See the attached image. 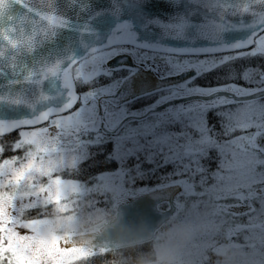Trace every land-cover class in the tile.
<instances>
[{"label":"snow or ice","instance_id":"snow-or-ice-1","mask_svg":"<svg viewBox=\"0 0 264 264\" xmlns=\"http://www.w3.org/2000/svg\"><path fill=\"white\" fill-rule=\"evenodd\" d=\"M121 2L130 0H112L107 11L116 21L97 42L87 19L73 24L69 15L88 0H0V113L30 112L0 115V264H37L42 247L67 250L34 227L39 217L22 212L59 202L69 190H87L98 201L109 190L112 197L148 192L169 210L204 206L229 236L264 228V0H173L186 8L167 18L141 11L136 20L119 18ZM229 30L237 33L231 39ZM121 54L133 62L108 63ZM142 69L156 74L155 86L136 85ZM216 69H223L217 83L195 82ZM209 112L218 121L210 123ZM109 141L106 159L117 167L80 177L91 148ZM212 150L218 161L209 170L202 161ZM141 154L152 169L140 167ZM129 157L137 163L126 166ZM167 164L173 167L155 184H136ZM21 185L29 191L14 190ZM20 195L32 199L18 213ZM237 215L247 222L233 224Z\"/></svg>","mask_w":264,"mask_h":264},{"label":"clouds","instance_id":"clouds-1","mask_svg":"<svg viewBox=\"0 0 264 264\" xmlns=\"http://www.w3.org/2000/svg\"><path fill=\"white\" fill-rule=\"evenodd\" d=\"M50 225L60 234L103 233L111 241L109 264H191L184 249L203 224L180 214L155 222L143 217L128 218L117 204L87 209L83 204L67 211L49 209ZM215 264H264L257 253L225 237L212 248ZM68 264H73L69 261Z\"/></svg>","mask_w":264,"mask_h":264},{"label":"water","instance_id":"water-1","mask_svg":"<svg viewBox=\"0 0 264 264\" xmlns=\"http://www.w3.org/2000/svg\"><path fill=\"white\" fill-rule=\"evenodd\" d=\"M89 7L84 9H78L77 6H73L70 10L69 15L72 17V23H82L84 20H88L89 24L96 29L98 33L97 42H101L107 35L108 30L116 21V17L108 9L112 8V0H88ZM120 19L131 18L136 20L141 11H144L146 15H159L162 18H167L169 15L176 11L184 10L186 6L184 4H174L173 0H130L128 4L121 2ZM104 9L103 12H98L96 16H91L92 10ZM247 15L245 19H247ZM74 32V30H73ZM237 33L229 30L224 33L227 39H231ZM88 37V33L84 34ZM119 60L118 57H114L108 61L109 64H115ZM128 63V62H127ZM131 64V63H129ZM191 75V72L183 73L180 77H170L169 79H182L184 76ZM137 86L140 84H146L148 87L155 86L157 83L156 74L141 70L135 79ZM47 90V89H46ZM56 98L51 97L48 103H55ZM4 118H19L22 116L30 115L29 109L26 106H20L19 108L0 113ZM169 191L165 189L164 192ZM159 195V194H157ZM166 200L156 201L153 196L148 192H143L131 197H128L125 201L118 203L125 212L128 218L135 219L140 216L149 221L155 222L161 217L169 216L173 214L175 208L169 210L166 208L161 210L159 204ZM168 204V203H167ZM70 240V245L87 246L92 251L97 249H112L113 245L109 238L103 233H81L78 236L65 237L64 240Z\"/></svg>","mask_w":264,"mask_h":264},{"label":"rangeland","instance_id":"rangeland-1","mask_svg":"<svg viewBox=\"0 0 264 264\" xmlns=\"http://www.w3.org/2000/svg\"><path fill=\"white\" fill-rule=\"evenodd\" d=\"M53 156L58 159V156L56 154H53ZM136 163L137 161L135 157H129L126 161V166H131ZM116 165H117V161H116ZM140 167L142 169L153 168V165L145 160L143 154L140 155ZM172 167H173L172 164H167L164 165L163 167H158L156 169L161 174L167 172ZM143 180L144 179H137L136 184L140 185ZM25 186L26 185H21L20 188L14 190L17 191L19 194H22L25 191H29V189H27V187ZM80 192L81 194H85V195L89 194L87 190ZM27 199L31 200L32 197L31 196L23 197L22 195L18 196L17 210L20 209L19 207H21L23 203L27 202ZM120 200L121 199L119 197H112L109 190L108 207L113 204H117ZM57 210L65 211L66 209L65 206L61 207V204H59ZM67 210H69V208H67ZM177 214L190 217L194 221L203 224V227L199 228L194 233L193 238L186 245L184 249V255L191 261V264H215V258L213 254L209 253L208 251L212 250L215 243L218 240H220L223 235L215 231L217 227V223H214L212 221V218L209 215L208 210L204 206H200L199 208H193L189 206L186 210H184L183 208ZM34 227L38 228L40 233L46 237L55 236L56 238L59 239L63 235H65V234L57 233L51 227L50 217L47 219H40V223L38 225H34ZM245 234H247L248 239L242 240V241H246V243H242V241L239 240L241 246L244 248H248L250 250H255L257 253H264V232L261 230V227L253 228V230H248L246 231ZM66 249L67 250L59 251L51 247L50 248L42 247L40 249V254L37 264H68L70 259L76 256H80V260L85 257L84 255L85 253H83L82 251L80 252V254L76 255L77 252L75 251L74 248H66ZM73 264H80V263L74 262Z\"/></svg>","mask_w":264,"mask_h":264},{"label":"flooded vegetation","instance_id":"flooded-vegetation-1","mask_svg":"<svg viewBox=\"0 0 264 264\" xmlns=\"http://www.w3.org/2000/svg\"><path fill=\"white\" fill-rule=\"evenodd\" d=\"M119 58L118 61H120L122 59V57L125 59L126 63H132V57L130 55H126V54H121V55H118L116 56ZM114 58V57H113ZM116 64V63H115ZM116 74H120V73H116ZM100 82L101 83H104L107 81V77H104V76H101L100 78ZM196 82V81H195ZM155 99V95L153 96H150V97H147V98H143V99H140V100H137L135 103H133L131 106L132 107H140L141 105H144V104H147V103H150L152 100ZM209 121L210 123L211 122H216L218 121V117H215L212 112H209ZM176 127L177 129L179 128V125H176L174 126ZM216 127L219 128V124L217 123L216 124ZM16 132L15 131H12V132H9L7 135H5L4 137L8 136V135H11V134H15ZM12 135V136H14ZM12 136H9L12 137ZM7 154H10L9 152ZM217 161H218V156H217V153L215 150H212L210 152V154L203 159L202 163L205 164L209 170H212V169H215L217 167ZM114 169V168H112ZM60 171L58 170H55L53 172V175H60ZM77 173H74L73 172V175L75 176ZM65 175V178L67 177V173L64 174ZM78 175L80 176V169H79V173ZM39 179V177H38ZM147 184L148 182L145 181V179L141 182V184ZM26 187V186H25ZM138 194V193H136ZM134 194V195H136ZM133 194H124V195H121L119 196V198L121 199L119 202H122L124 200H126L128 197H131V196H134ZM87 195L85 194H81V192H75V191H71L69 190V192L64 195L61 200L59 202L57 201H49L47 203H41L38 207L36 208H32V209H26L22 212V216H24V218H29V217H39V219H47L49 218V209L55 207L56 209H58V205L61 204V207H64L65 206V211H67V208L71 209L74 205H80V204H83L84 207H87ZM29 201V199H27V202ZM190 205H185L184 207H181L179 209L175 208V211L173 214H177L180 210H182L184 208V210H186ZM168 207V204L167 203H161L160 204V208L163 210V209H166ZM20 208V207H19ZM19 211V210H18ZM232 211H235V212H243L244 211V208L243 207H240V208H236V209H230L229 210V213H231ZM232 219V223L235 224V223H246L248 218H247V215H237V216H234L231 218ZM262 220H264V216L261 217ZM259 228V227H257ZM248 230H253L252 229H248ZM246 230V231H248ZM261 230L264 232V228H261ZM215 231H217L218 233L222 234L223 236L221 237V239L227 237L229 239H231L232 241L234 242H237L240 246H241V243L239 240H243V236L245 235V232L241 231L238 235H232V236H229L228 234V228L224 225H219L217 224V227L215 229ZM72 234H65L63 235L61 238H59V240L61 241V245L64 246L65 243H66V248H74L75 251L77 252L76 255L80 254V252L82 251L83 253H85V257H89L91 255H93V251L87 247V246H80V245H70V240H64L65 237H71ZM242 243H246V241H242ZM108 249H105L104 251H106ZM101 252L100 249H97L96 251H94V254L96 253H99ZM209 253H212V250H209L208 251ZM84 257V258H85ZM69 261V260H68ZM70 261H72L73 263L74 262H77V263H80V256H76L72 259H70Z\"/></svg>","mask_w":264,"mask_h":264},{"label":"trees","instance_id":"trees-1","mask_svg":"<svg viewBox=\"0 0 264 264\" xmlns=\"http://www.w3.org/2000/svg\"><path fill=\"white\" fill-rule=\"evenodd\" d=\"M241 62L237 61V64L239 65ZM223 69H216L215 71L207 72L204 75L197 78L196 83L200 84H215L217 83V73L222 72ZM14 134L8 135L4 137L5 141H10L15 137L12 136ZM9 136H12L9 138ZM7 146V145H6ZM112 143L111 141L94 146L91 148V152L93 155L90 156V158L85 159L82 164H80V177H88L92 173H96L97 171L101 169H112L116 167V161L115 160H107L106 155L111 150ZM103 149V150H100ZM8 151H5V155ZM150 170V169H148ZM160 176V173L155 169V171H149L148 176L145 178L147 180V184H155ZM87 207L88 209H94V208H103L108 207V199H100L99 201L95 196L92 194H88L87 196ZM112 258V252L111 250H106L103 252H99L96 254H93L89 257L82 258L80 260V264H109V261Z\"/></svg>","mask_w":264,"mask_h":264}]
</instances>
